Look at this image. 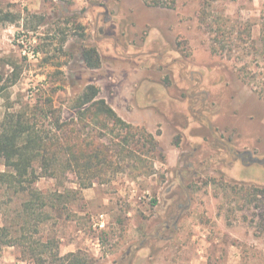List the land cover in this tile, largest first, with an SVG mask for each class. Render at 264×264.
Returning a JSON list of instances; mask_svg holds the SVG:
<instances>
[{"label": "rangeland", "instance_id": "1", "mask_svg": "<svg viewBox=\"0 0 264 264\" xmlns=\"http://www.w3.org/2000/svg\"><path fill=\"white\" fill-rule=\"evenodd\" d=\"M42 2L4 30L21 7L0 1V121L37 104L49 130L45 102L68 120L94 84L159 145L116 154L83 189L64 168L23 189L3 181L12 170L0 158V264L69 252L89 264H264V191L254 190L264 189V0ZM19 37L40 55H24ZM89 46L99 68L83 60ZM110 128L83 133L109 141ZM242 184L245 197L233 189Z\"/></svg>", "mask_w": 264, "mask_h": 264}, {"label": "trees", "instance_id": "2", "mask_svg": "<svg viewBox=\"0 0 264 264\" xmlns=\"http://www.w3.org/2000/svg\"><path fill=\"white\" fill-rule=\"evenodd\" d=\"M153 1L159 3V0ZM83 60L91 69L99 68L102 63L95 46L85 48ZM7 86L4 76L0 73V95ZM36 106L37 104L27 105L21 110L6 112L0 121V158H3L5 165L12 170L10 173L1 174L3 181H17L20 185L27 180L32 184L40 175L57 177V170L64 168L74 174V182L83 189L93 186L101 175L100 171L107 170L114 164L113 157L116 154L125 157L131 156L132 153L135 155L136 147L141 141L143 146L150 145L147 153L154 152L159 145L157 138L146 128L124 120L105 98L100 97V88L94 84H88L85 91L75 98L72 108L76 110V115L68 120H63L61 114H55L56 110H50V103L45 102L44 117L52 119L49 130L39 125ZM47 106L49 109H45ZM90 124L101 128L111 126L112 136L109 141H101L97 135H85L83 130ZM116 127L119 132L113 135ZM147 158L148 156L142 155L139 160L148 165ZM37 164L42 169L41 173L37 171ZM153 170L154 167L150 165L146 172L152 174ZM237 186L233 185L236 194L245 197L247 187L242 184L237 190ZM21 188L26 189L23 185ZM254 190L257 196L260 191H264L261 188ZM253 199L255 196L249 200ZM2 230L3 227H0V232ZM31 261L33 264H89L88 260L79 257L77 252H69L63 256L33 253Z\"/></svg>", "mask_w": 264, "mask_h": 264}, {"label": "crops", "instance_id": "3", "mask_svg": "<svg viewBox=\"0 0 264 264\" xmlns=\"http://www.w3.org/2000/svg\"><path fill=\"white\" fill-rule=\"evenodd\" d=\"M1 2L3 3H7V2H13V3H17L20 5L21 8L18 9L17 12H19V16H21V18L17 19V20H9V21H4L5 23V28L4 30H11L12 28H14L18 23H22L23 24V20H24V11L26 10L25 7L23 6H30L29 10H31L34 14L38 15V14H41V10L42 8L44 7V3L41 1L40 3V0H0ZM11 12H13L12 10L13 9H10ZM9 14V13H8ZM7 27V28H6ZM117 112H120L118 111V108L114 105H111ZM120 115V114H119ZM121 116V115H120ZM125 120V119H124Z\"/></svg>", "mask_w": 264, "mask_h": 264}, {"label": "built area", "instance_id": "4", "mask_svg": "<svg viewBox=\"0 0 264 264\" xmlns=\"http://www.w3.org/2000/svg\"><path fill=\"white\" fill-rule=\"evenodd\" d=\"M18 42L22 45L23 54L28 56V58H37L40 55V53L35 50L36 39L28 41L25 37H19ZM100 217L104 218V215H101ZM101 220L100 227H104L105 222L103 219Z\"/></svg>", "mask_w": 264, "mask_h": 264}]
</instances>
